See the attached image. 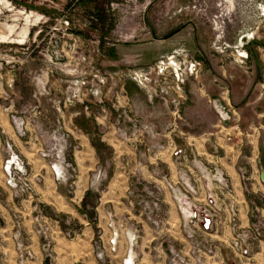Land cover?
I'll list each match as a JSON object with an SVG mask.
<instances>
[{
  "label": "rangeland",
  "instance_id": "1",
  "mask_svg": "<svg viewBox=\"0 0 264 264\" xmlns=\"http://www.w3.org/2000/svg\"><path fill=\"white\" fill-rule=\"evenodd\" d=\"M90 1L0 0V200H5L7 192L3 182L20 206L34 194L29 163L14 140L3 131L2 115H8L17 133L25 136L26 124L36 127L40 119L47 120L53 109L58 113V127L50 131L51 139L39 153L46 158L56 179L67 183L70 191L75 192L78 168L69 160V152L80 149V143L73 142L69 132L62 130L68 121L69 109L76 110L78 121H86L89 126L96 123L93 112L100 110L105 121L112 125L108 131L115 139L144 145L155 154L170 148L174 155L186 157L184 149L176 146V139L187 135L186 109L194 84L210 69L209 65L212 66L213 61L226 67L231 65L239 74H245L252 60L264 64V0ZM164 35L169 37L156 38ZM134 48L146 56L145 60L138 61L142 56L131 55L130 58L137 61L124 62L126 56L122 50ZM178 65L181 66L179 77L184 81L178 79L173 70V66ZM137 72L142 75L141 82L135 79ZM261 88L264 91V87ZM135 90L142 91L151 105H158L162 110L161 129H156L146 115L144 117L135 109ZM229 92L228 86H224L225 101ZM85 114H89L88 119ZM230 114L239 130L240 115L234 109ZM230 120L219 116L222 123ZM99 131L97 127L92 132L96 139L100 137ZM94 143L101 149L102 156H111L109 145ZM12 151L24 165L20 171L11 166L16 186L7 182V163ZM216 169L223 172L214 168L210 177ZM182 174L184 184L188 180L185 172ZM223 174L229 186L234 187ZM104 176L102 169L93 175L95 187L102 183ZM205 179L206 208L191 211L184 217L196 221L197 213H215L213 218L218 226L212 228L221 231L228 227L222 223L231 220L229 205L234 202L237 231L250 235L256 228L262 230L258 223L249 227L241 225L240 205L243 202L235 188L222 191L218 182L217 188L215 181L209 185L206 176ZM167 183L174 198L181 201L184 188H174ZM163 193L161 184L150 186L136 176L129 181L126 197L139 214L152 220L158 228L157 218L165 213ZM210 195L217 198V209L209 204ZM184 198L187 197L183 194ZM33 208L31 231H28L20 211L9 210L7 220L4 206L0 205V264L36 261L32 234L39 240V264H63L58 259V249L62 247L59 239L71 240L82 233V226L68 215L43 209L38 203ZM193 213H196L194 218ZM107 216V227L112 234L108 242L105 243L102 229H96L93 239L98 259L103 261L108 253H117L122 233L129 240L128 257L133 256L134 247L141 238L139 230L128 226L126 220L118 219L112 211ZM193 224L183 226L186 244L169 246L170 264H201L204 254H220V246L210 238V230L203 232L202 222ZM230 228L233 235L234 228ZM2 237L11 238L9 246L14 245L15 262L5 252L8 243ZM206 245L218 249L209 252L204 248ZM197 257L201 258L200 262ZM250 262L243 260L239 264ZM125 263L128 264V260ZM130 264H134L133 259Z\"/></svg>",
  "mask_w": 264,
  "mask_h": 264
},
{
  "label": "crops",
  "instance_id": "2",
  "mask_svg": "<svg viewBox=\"0 0 264 264\" xmlns=\"http://www.w3.org/2000/svg\"><path fill=\"white\" fill-rule=\"evenodd\" d=\"M122 51L126 56L124 62H136L137 59L130 58L131 55L142 56L136 48ZM145 58L144 55L138 61H144ZM251 62L249 71L239 74L231 65L226 67L213 61L212 66L209 65L210 69L194 84L186 109L187 135L176 139V146L184 149L186 157L174 155L170 148L155 154L144 145L137 146L115 139L108 131L112 125L105 121L100 110L93 112L96 123L89 126L85 124L86 121H78L76 110L69 109L68 121H65L62 130L69 132L73 142L80 143V149L69 152V160L78 168L75 192L70 191L67 183L56 179L46 158L39 153L45 142L51 139L48 136L50 131L58 127V113L53 109L47 120L40 119L41 123L38 122L35 128L26 124L25 136L17 133L8 115H2L3 131L14 140L29 163L34 184L33 196L24 200L23 206H20L13 199L11 189L3 182L7 192L5 200H0V205L4 206L7 220L9 210H18L25 219L28 231H31L33 206L38 203L43 209L45 207L58 214L68 215L78 222L82 226L80 235L71 240L59 239L62 247L58 249V259L63 264H109L110 261L112 264H126L125 260L130 264L132 259L134 264H170L169 246L187 243L183 229L186 226L184 216L191 211L206 208L208 189L205 176L210 177L213 172L211 170L220 168L243 202L240 205L241 225L249 227L258 223L262 229V237L256 243V253L249 264H264V91L261 88L264 64L256 60ZM224 86L230 90L228 96L225 95L226 101L223 96L225 93L222 94ZM135 95V109L143 116L146 115V119L156 129H161L164 122L162 110L158 109V105H151L142 91L135 90ZM226 106L230 108L226 109ZM231 109L240 115L239 130L230 114ZM85 115L88 119L89 114ZM219 116L231 120L222 123ZM97 127L100 129L98 139L92 133ZM95 140L110 146V157L102 156ZM1 145L0 139V148ZM99 169L106 176L95 187L93 175ZM183 172L190 184L196 187L197 193L194 195L186 191L187 198L183 199L182 192V200L177 201L167 182L174 188L185 190ZM136 176L150 186L154 183L163 186L165 213L157 218L158 228L128 202L126 192L129 181ZM109 211L114 212L118 219L126 220L128 226L139 230L141 238L134 247V258L128 257L129 240L122 233L118 238L117 253H108L103 261L98 259L93 239L96 229L103 230L105 243L111 237V230L107 227ZM222 224L228 227L221 231H213V228L205 230H210V238L219 244L221 252L219 255L204 254L201 264H236L229 245L232 237L231 223ZM2 239L8 243V247H4L5 252L15 262L14 245L9 246L11 238ZM31 239L36 261H28L26 264H39V240L34 234Z\"/></svg>",
  "mask_w": 264,
  "mask_h": 264
},
{
  "label": "built area",
  "instance_id": "3",
  "mask_svg": "<svg viewBox=\"0 0 264 264\" xmlns=\"http://www.w3.org/2000/svg\"><path fill=\"white\" fill-rule=\"evenodd\" d=\"M234 48L237 50L238 46H234ZM244 57H247V55H245ZM242 62H244V60H241ZM170 64V63H169ZM173 65V64H172ZM179 69H181V66L178 65V67L173 66V70L175 71L176 77L178 79H180L181 81L183 80L182 78L179 77ZM142 77V75L140 73H136L135 75V79H140ZM141 82V80H139ZM184 81V80H183ZM262 87H264V82L262 83ZM238 127V126H236ZM12 150V149H11ZM11 166H14L15 170L20 171L23 169V164L20 161V159L18 158V155L15 154L13 151L11 153L10 159L8 160L7 163V168L9 171V177H8V184L11 186H16V179L15 177L11 174ZM208 180V184L212 185L213 182L215 181V186L218 188V185L220 187V190L225 191L226 189L229 188H234V187H230L228 182L226 181V178L223 174V172H219V169L215 170V173L211 176V177H207ZM218 182V185H217ZM185 191L183 192L184 195L187 197L186 195V191H191V193H197L196 187L193 186L192 184H190L189 181H185ZM172 187V186H171ZM210 187V186H209ZM219 190V191H220ZM233 191L234 190H230ZM177 195V194H176ZM232 199L233 196H232ZM209 204L213 205L216 209L218 208V200L217 198L211 197V195L208 198ZM229 211L231 212V220L228 221L229 223H231V226L234 228V232L233 235L231 237L230 240V248L234 254L235 260L236 262L239 264V262L246 260V261H250L253 259L254 254L256 253V242L260 240V237L262 236V230H259L258 228L254 229L252 232L249 233H245V232H238L236 227H237V209L236 206L234 204V202H232L229 205ZM196 213H193V218L195 217ZM214 215L215 213L212 214H200L197 213V217H196V221L192 220L191 218H186L185 224L187 227H190L193 224V222H198L201 223L202 222V231L205 232V230H208L210 228H212V226H218L217 222L214 220ZM220 223H222V221H220ZM204 248L209 251L212 252L214 249H218L217 246H213V245H206L204 246ZM214 255V254H212ZM197 260L200 262L201 258L197 257Z\"/></svg>",
  "mask_w": 264,
  "mask_h": 264
},
{
  "label": "water",
  "instance_id": "4",
  "mask_svg": "<svg viewBox=\"0 0 264 264\" xmlns=\"http://www.w3.org/2000/svg\"><path fill=\"white\" fill-rule=\"evenodd\" d=\"M167 37H169V35L159 36V37H156V38H157V39H165V38H167ZM263 179H264V177H263Z\"/></svg>",
  "mask_w": 264,
  "mask_h": 264
},
{
  "label": "trees",
  "instance_id": "5",
  "mask_svg": "<svg viewBox=\"0 0 264 264\" xmlns=\"http://www.w3.org/2000/svg\"><path fill=\"white\" fill-rule=\"evenodd\" d=\"M79 1H85V0H79ZM86 1H88V0H86ZM95 2L96 0H91L90 2ZM98 10H101V9H98ZM97 17V16H96ZM98 18V17H97ZM98 20H99V18H98Z\"/></svg>",
  "mask_w": 264,
  "mask_h": 264
},
{
  "label": "bare ground",
  "instance_id": "6",
  "mask_svg": "<svg viewBox=\"0 0 264 264\" xmlns=\"http://www.w3.org/2000/svg\"><path fill=\"white\" fill-rule=\"evenodd\" d=\"M173 64V63H172Z\"/></svg>",
  "mask_w": 264,
  "mask_h": 264
}]
</instances>
